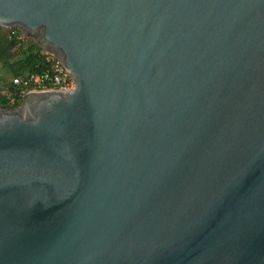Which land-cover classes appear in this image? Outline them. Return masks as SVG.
Masks as SVG:
<instances>
[{"label":"water","instance_id":"water-1","mask_svg":"<svg viewBox=\"0 0 264 264\" xmlns=\"http://www.w3.org/2000/svg\"><path fill=\"white\" fill-rule=\"evenodd\" d=\"M75 82L0 106V264H264V0H0Z\"/></svg>","mask_w":264,"mask_h":264},{"label":"trees","instance_id":"trees-1","mask_svg":"<svg viewBox=\"0 0 264 264\" xmlns=\"http://www.w3.org/2000/svg\"><path fill=\"white\" fill-rule=\"evenodd\" d=\"M52 64L53 58L19 28L0 26V106L20 107L27 92L35 87L15 84L14 79L51 71Z\"/></svg>","mask_w":264,"mask_h":264},{"label":"built area","instance_id":"built-area-1","mask_svg":"<svg viewBox=\"0 0 264 264\" xmlns=\"http://www.w3.org/2000/svg\"><path fill=\"white\" fill-rule=\"evenodd\" d=\"M53 58L52 70L43 74H32L25 79H14L15 84H23L26 87L33 86V90L27 92V94L34 90L42 89H55L61 91H71L75 88V82L67 69L62 64L61 60L52 54L46 53ZM47 84H51L52 87H46ZM26 94V95H27Z\"/></svg>","mask_w":264,"mask_h":264},{"label":"rangeland","instance_id":"rangeland-1","mask_svg":"<svg viewBox=\"0 0 264 264\" xmlns=\"http://www.w3.org/2000/svg\"><path fill=\"white\" fill-rule=\"evenodd\" d=\"M23 32V31H22ZM27 37H30L31 39H33L35 42H37L36 36L37 35H30V34H25ZM38 43V42H37ZM39 44V43H38Z\"/></svg>","mask_w":264,"mask_h":264}]
</instances>
